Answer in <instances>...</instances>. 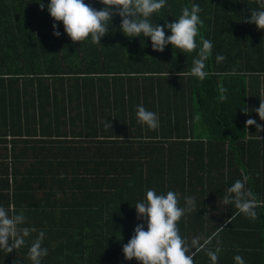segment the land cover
<instances>
[{
  "label": "trees",
  "instance_id": "16d2710c",
  "mask_svg": "<svg viewBox=\"0 0 264 264\" xmlns=\"http://www.w3.org/2000/svg\"><path fill=\"white\" fill-rule=\"evenodd\" d=\"M37 2L0 0V205L14 204L37 230L20 249H0V264H32L28 248L41 230V264H139L122 248L137 224L146 230L134 206L148 189L174 191L180 207L195 201L178 222L189 245L225 227L209 245L220 242L218 264H235L236 255L264 264V203L255 220L241 214L227 225L237 210L221 203L242 171L264 202V129H245L250 118L264 121L242 111L264 99V30L246 22L261 0H166L152 23L174 22L185 6L202 9L190 54L124 36L119 16L100 44L73 43ZM200 36L213 45L202 82L187 74ZM138 105L158 114L156 130L137 122ZM194 264H210L205 251Z\"/></svg>",
  "mask_w": 264,
  "mask_h": 264
},
{
  "label": "clouds",
  "instance_id": "9594fccd",
  "mask_svg": "<svg viewBox=\"0 0 264 264\" xmlns=\"http://www.w3.org/2000/svg\"><path fill=\"white\" fill-rule=\"evenodd\" d=\"M103 7L99 10L85 0H50L45 5L38 0L41 10L47 9L54 21L62 22L64 32L73 43L82 42L91 38L94 44H100L101 39L109 34L110 23L115 16H119L120 31L128 38L150 37L153 51L163 52L166 45L171 44L173 48L183 53H192L197 49L196 38L199 35V26L202 20L199 13L202 11L198 4L185 6L181 15L174 22H165L163 26L151 22V16L159 12L166 5V0H98ZM262 10H251L250 19L246 22L255 24L260 30H264V0L260 5ZM53 36L59 37L57 24L53 23ZM165 29L170 35H165ZM200 50L198 58L193 59L192 67L187 73L199 81H204L209 72L206 71V61L211 56L212 42L200 36ZM223 55H217L216 61L222 62ZM168 76V72L165 74ZM221 89V92H226ZM220 101L227 99L226 95H220ZM247 115L255 111L261 121H264V99L259 102L255 109L243 108ZM137 122L146 126L149 130H156L159 127V116L153 111L147 110L143 105L136 108ZM254 125L256 133L264 129V125L257 123L255 119H248L245 122V129ZM109 126V124H108ZM259 136V135H258ZM123 139L122 137H120ZM260 138V137H259ZM250 176L243 172L241 178L235 180L227 188L222 198V205H233L237 210L231 218L225 220V225L231 224L236 215H244L255 220L256 209L262 203L255 193L247 187ZM138 220L146 222L139 223L133 230V235L123 245L122 252L125 260L135 259L139 264H194V256L200 251H205L210 264H218L219 241L213 249L209 245L211 241L225 230L224 226L217 227L215 233L208 236L201 242L200 237L193 238L189 242L180 235L178 222L181 218L195 208V201L185 198V206H179L178 196L174 191L158 194L155 189H148L143 200L135 204ZM26 217L23 211L17 212L15 205L10 204L7 208L0 205V249L6 253H12L20 249L26 243L27 237L37 230L25 227ZM45 233L41 230L28 248V257L32 264H41V259L48 254L47 248L42 247ZM194 249V251H191ZM235 264H245L242 256L234 257Z\"/></svg>",
  "mask_w": 264,
  "mask_h": 264
},
{
  "label": "rangeland",
  "instance_id": "374dc122",
  "mask_svg": "<svg viewBox=\"0 0 264 264\" xmlns=\"http://www.w3.org/2000/svg\"><path fill=\"white\" fill-rule=\"evenodd\" d=\"M204 135V134H203Z\"/></svg>",
  "mask_w": 264,
  "mask_h": 264
}]
</instances>
